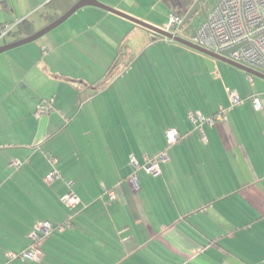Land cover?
Listing matches in <instances>:
<instances>
[{
  "label": "crops",
  "instance_id": "obj_1",
  "mask_svg": "<svg viewBox=\"0 0 264 264\" xmlns=\"http://www.w3.org/2000/svg\"><path fill=\"white\" fill-rule=\"evenodd\" d=\"M7 1L0 0L1 14ZM19 1L23 16L46 0ZM76 1L67 0V9ZM100 1L164 26L195 0ZM78 10L67 29L0 57V264H264V79L250 80L242 69L111 11ZM105 29L123 35L127 58L120 65L136 67L124 81L114 63L116 80L99 91L78 78L70 56L111 49ZM151 46L158 51L142 57ZM231 93L240 97L234 105ZM45 100L52 107L36 115ZM221 107L226 119H214ZM5 114L11 123L2 121ZM168 129L179 134L171 144ZM161 151L167 159L160 172L138 168L135 187L131 159L140 167ZM48 155L57 158L51 181ZM70 187L79 197L72 208L62 202ZM41 220L71 225L40 240L39 260L4 261V250L31 243Z\"/></svg>",
  "mask_w": 264,
  "mask_h": 264
},
{
  "label": "built area",
  "instance_id": "obj_2",
  "mask_svg": "<svg viewBox=\"0 0 264 264\" xmlns=\"http://www.w3.org/2000/svg\"><path fill=\"white\" fill-rule=\"evenodd\" d=\"M202 18L196 22L191 32L183 33L180 24L183 16L176 13L171 14L168 22L163 29L182 36L191 42L202 46L215 53H222L229 50L227 58L253 68L264 73V0H215L212 4L201 9ZM12 24H0V44L5 36L11 31ZM249 79L252 77L249 75ZM239 95L230 94L232 105L239 102ZM251 102L255 110L261 108V103L256 96L251 97ZM52 107V101L45 100L37 105L35 114L47 113ZM201 119H205L200 116ZM218 120H225V108L221 107L219 112L213 117ZM213 118H208L209 122ZM179 136L175 129H168L166 137L168 143L176 141ZM48 161L51 164V170L46 176L47 181L53 180L58 171L55 168L57 158L48 155ZM167 159L166 151H161L151 158H147L139 167L135 159H131L135 171L131 175L133 185L137 186V170L141 168L147 173L157 175L160 172V162ZM20 161L14 160L12 164L18 165ZM70 185V184H69ZM109 196L115 197L114 192L110 191ZM62 202L67 207H74L79 203V197L74 193L71 187L62 196ZM71 225L70 220L54 224L49 220H41L35 223L31 233V243L21 251H8V260H29L37 261L41 257V251L37 244L40 240L56 230H63Z\"/></svg>",
  "mask_w": 264,
  "mask_h": 264
},
{
  "label": "rangeland",
  "instance_id": "obj_3",
  "mask_svg": "<svg viewBox=\"0 0 264 264\" xmlns=\"http://www.w3.org/2000/svg\"><path fill=\"white\" fill-rule=\"evenodd\" d=\"M212 1L213 0H206L205 4H208L209 2H212ZM7 2L11 3L10 5H8V9H5V10L3 9V13L2 14L0 13L1 17H6L8 19V22H6V23L12 24V29L6 36L7 39H10L11 37L19 34V32L22 29H35L34 32H36L39 29L46 26L52 20L59 17L62 13H64L67 10V0H46L43 3L40 2L39 5H36V6L33 3L31 9H29L28 11H25L27 13L22 16V11L20 9H22L26 6L25 3H22V7H21V3L19 0H8ZM187 6H188V3L187 2L184 3V6H182V10L186 9ZM78 11H76V12H78ZM76 12H74L71 16L73 17L74 15H76L75 14ZM71 16L50 31H53L55 29H67L71 19H73ZM149 18L151 20H156V18H159V17L157 15H150ZM144 20L149 22V23L154 24L150 20H147V19H144ZM162 20L163 21H161V24H164L163 23L164 19H162ZM3 23H5V22H3ZM159 26L161 27L162 25H159ZM182 32L183 33L191 32V28H190L189 24H186L185 26H183ZM104 34H105L104 37H106L107 39L112 38L114 40L113 44H111V49H103L104 54H102L101 51L99 52L97 50L96 51L92 50V51H89V53H88V52H84V51L79 52V51H76V49H75L72 51L71 56H70L71 57L70 62L72 64L71 65L72 69L76 74H78V78H80L82 76L83 79L90 80V82L92 81L93 85L95 87H97L96 89L99 91H101L105 88L106 89L110 88L108 86V84H110L113 80H116V78L114 77L115 73L114 72L112 73V65L114 63L116 65V67L118 69H120L119 73L122 75V76L120 75L121 80H124L127 75L133 73V69L136 67V66L135 67L130 66V68H129L127 63H123L122 65H120V62H123V60L127 58V55H126L127 53L125 50V46L119 45L123 39V35H122V33L119 32V29H110V31H109V29H105ZM134 38L136 40L132 39L131 41L135 40L137 42V44H138V41H141V38L139 37L138 34H136V36ZM34 43H36L35 40L28 42L26 44L20 45L18 47L9 49V50L1 53L0 57H2L3 55H9L11 52L12 53L16 52L19 49H22L23 47H31L30 45H34ZM104 48H107V46H105ZM157 48H158V46H151V48H148L146 50V53L142 57H145V55H147V54H149L151 56V54L154 53L157 50ZM136 65H137V67H139L138 62ZM116 67L113 70H115ZM137 73H139V72H137ZM152 73L153 72L150 71V72H147L146 75L148 77H151L150 74H152ZM105 82H107V83H105ZM139 82H140V84L136 83L137 86L140 87L141 89H144V86H143L144 84L142 83L141 78H140ZM146 82H148V84H150L152 81H146ZM117 83H118L117 85H119L118 86L119 89H124V87H123L124 82L118 81ZM115 89H117V86ZM125 89H127L126 83H125ZM137 90H138V88H137ZM77 101H78V98H77ZM97 101L94 102L93 105H95V103H97ZM100 101H102V99H100ZM78 102H76V106L79 107L80 101H78ZM90 103L91 102H89L88 105H90ZM96 105H101V104H96ZM11 118L12 117H10V115L5 114V117L3 118L2 121L11 123L12 122ZM8 131L10 132V131H12V129L9 128ZM15 132H16V130L13 131V133H15ZM8 251H9V249L4 250L2 252L4 261H6Z\"/></svg>",
  "mask_w": 264,
  "mask_h": 264
},
{
  "label": "water",
  "instance_id": "obj_4",
  "mask_svg": "<svg viewBox=\"0 0 264 264\" xmlns=\"http://www.w3.org/2000/svg\"><path fill=\"white\" fill-rule=\"evenodd\" d=\"M206 0H195L194 3L192 4V6L189 8V10L185 13V15L183 16L182 22L180 24V28H183V26H185L186 24H189L190 21L192 20V18L197 15L198 11L201 10V5L205 4ZM84 6H96L108 11H111L115 14H118L120 16H123L127 19H130L132 21H134L137 24H140L146 28H148L149 30H151L152 32H154L155 34H158L160 36L172 39L174 41H177L185 46H188L192 49H195L199 52H202L210 57H213L219 61L225 62L229 65H232L234 67H237L239 69H242L243 71L249 73L250 75L253 76H257L260 77L262 79H264V73H261L253 68H250L246 65L234 62L230 59L227 58V54L229 52V50H226L222 53H215L213 51H210L202 46H199L193 42H191L190 40L179 36V35H175L163 28H161L160 26H157L155 24L149 23L143 19L134 17L128 13H125L119 9H116L115 7L108 5L106 3H103L100 0H77L75 3H73L64 13H62L59 17H57L56 19L52 20L50 23H48L46 26H44L43 28L39 29L38 31L22 37L20 39L11 41V42H4L2 44H0V54L18 47L20 45L26 44L28 42L34 41L36 39H38L39 37H41L42 35H44L45 33L49 32L50 30H52L53 28L57 27L59 24H61L62 22H64L67 18H69L75 11H77L79 8L84 7Z\"/></svg>",
  "mask_w": 264,
  "mask_h": 264
},
{
  "label": "trees",
  "instance_id": "obj_5",
  "mask_svg": "<svg viewBox=\"0 0 264 264\" xmlns=\"http://www.w3.org/2000/svg\"><path fill=\"white\" fill-rule=\"evenodd\" d=\"M214 1H215V0H213L212 2H209L208 4H204V5L202 6L201 9H204V8L207 7L208 5L212 4ZM184 15H185V14H184ZM184 15H182V16H184ZM200 18H202L201 10L198 11L197 15H195V16L192 18V20L190 21L189 26H190L191 29L194 28V26L196 25V22L199 21ZM0 24H2V23H0Z\"/></svg>",
  "mask_w": 264,
  "mask_h": 264
},
{
  "label": "flooded vegetation",
  "instance_id": "obj_6",
  "mask_svg": "<svg viewBox=\"0 0 264 264\" xmlns=\"http://www.w3.org/2000/svg\"><path fill=\"white\" fill-rule=\"evenodd\" d=\"M203 5H204V4L201 5V8H202Z\"/></svg>",
  "mask_w": 264,
  "mask_h": 264
}]
</instances>
